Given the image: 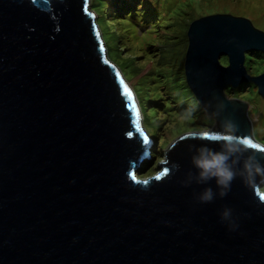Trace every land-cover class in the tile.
<instances>
[{
  "label": "water",
  "instance_id": "water-1",
  "mask_svg": "<svg viewBox=\"0 0 264 264\" xmlns=\"http://www.w3.org/2000/svg\"><path fill=\"white\" fill-rule=\"evenodd\" d=\"M93 19L87 0H0V264H264V172L244 168L264 146L225 92L264 99V71L244 65L264 32L228 14L189 24L185 81L214 125L140 179L151 141ZM201 147L228 155L227 187L198 175Z\"/></svg>",
  "mask_w": 264,
  "mask_h": 264
},
{
  "label": "rangeland",
  "instance_id": "rangeland-1",
  "mask_svg": "<svg viewBox=\"0 0 264 264\" xmlns=\"http://www.w3.org/2000/svg\"><path fill=\"white\" fill-rule=\"evenodd\" d=\"M144 4L147 5V10L142 15L144 18H148L151 9L155 8L156 13L168 9L177 14L174 18L183 20L176 29V39H171L166 29L158 28L154 20L148 23L143 20L128 26L122 24L119 18L111 20L114 12L105 8L101 16L94 19V23L101 30L98 34L105 43L106 49L104 45L103 49L107 60L119 69L121 79L124 77L126 80L127 83L123 81L135 103L143 105L146 99L144 111L140 112L143 133L156 138L153 149L161 145L165 150V145L170 146L173 140L184 133L214 125V119L205 115L185 81L183 59L188 43L186 31L189 24L209 15L228 14L247 18L255 28L264 32V0H146ZM103 6L101 0H91L90 3L87 0L90 13L94 9L100 14L99 9ZM219 61L222 65H227V57L222 56ZM260 70L256 74L250 70L247 73L251 76L261 74L264 63ZM242 86H246L243 92L227 95L249 105L246 111L252 136L264 145V99L251 83H244ZM165 153L166 151L162 152L160 156L163 157ZM149 156L151 161L153 156ZM157 167L154 162L140 175H155ZM262 191L264 192V187Z\"/></svg>",
  "mask_w": 264,
  "mask_h": 264
},
{
  "label": "trees",
  "instance_id": "trees-1",
  "mask_svg": "<svg viewBox=\"0 0 264 264\" xmlns=\"http://www.w3.org/2000/svg\"><path fill=\"white\" fill-rule=\"evenodd\" d=\"M117 1H121V2L117 3ZM101 2L103 3L104 6L101 9H99L100 14L98 13V11H96L94 9L92 10V11H94L96 18L99 15L101 16V13L103 12V9L105 8L106 10H109V12H111V11L114 12V14L112 15L113 18L111 20H114L115 18H119L122 21V24H125V25L127 24L128 26L129 25L132 26L135 22H141L143 20L146 23L154 20L157 22L158 28H164L167 30V32L170 34L171 39L177 38L175 36L176 29L183 22L182 19L177 20L176 18H174L177 14L172 13V11L169 12L168 9L161 10L158 13H156L157 9L152 8L151 11L149 12L148 18L147 17L144 18L142 15L145 14V11L147 10V5L144 4L146 2V0H127V2H125L124 0H101ZM113 2H115L116 4H114ZM153 5H156V4L153 3ZM121 21H120V23H121ZM99 30H100V28H99ZM100 32H101V30H100ZM263 63H264V54L261 52L250 51L245 55L244 65L247 68V70H250L252 73H255V74L259 73L261 71L260 68H261V65ZM125 82H126V80H125ZM245 88H246V86L241 85L235 89L228 88V90H226V92L228 94H232V93L236 94L238 92H243L245 90ZM145 100L146 99H144V101ZM162 100L163 99H160V101H162ZM144 101H143V105H144ZM143 105L139 102L141 113H143V111H144ZM159 105H161V104H159ZM198 108H199V106H198ZM137 121H139V120H137ZM226 133H227L226 134L227 136L228 135H234V133L232 131H227ZM215 134L221 135L222 133H220V131L218 130L215 132ZM155 139H154V141H155ZM253 141H255V140L252 139V142ZM152 146H153V144L150 147V154L153 157H152L151 161L144 163L142 165V168L140 169V174L145 172V170L148 169L152 165V163H154V162L157 163L162 158L160 156L162 154V152L168 151L169 147H170V146L167 147V145H165L164 148H166V149L164 150L161 148V145L158 148L154 147V149L152 148ZM143 177H145V176H143Z\"/></svg>",
  "mask_w": 264,
  "mask_h": 264
},
{
  "label": "clouds",
  "instance_id": "clouds-1",
  "mask_svg": "<svg viewBox=\"0 0 264 264\" xmlns=\"http://www.w3.org/2000/svg\"><path fill=\"white\" fill-rule=\"evenodd\" d=\"M89 3H90V0H89ZM91 14L93 15V17L95 19L96 16H95L94 11H91ZM94 24L96 26V30H97V33H98V31H99L98 25L96 23H94ZM100 40H101L102 45L105 46V43L103 42L102 38H100ZM105 49H106V47H105ZM106 60H107V58H106ZM107 61L109 63H111L109 60H107ZM114 67L117 69V72L119 73L120 77L122 78V76H121L122 74L120 73L119 69L116 66H114ZM123 80H124V77H123ZM226 90H228V89H226ZM226 90H225V92H226ZM226 94H227V92H226ZM136 105L139 108V111L141 112L140 107H139V103L136 102ZM143 134H145V136H146L147 139L151 140V144H150V147H151V145L154 142V139L148 137V135L146 134V132H144ZM252 138L255 140V142L259 143L253 136H252ZM244 147L247 148L248 146L247 145H244ZM166 153H167V151H166ZM166 153L156 163L157 165H158V163L160 161H163L164 160V157L166 156ZM149 154H150V150H149ZM227 160H228V155L225 152H215V151H212V150L207 149L205 147H201V149L199 150V155L193 157V163L199 169L198 175L201 178L215 177L216 178V182L218 184H220V185L225 186V187H227V185L229 184V182L231 181V179L233 177V171L228 166V164L226 163ZM244 168H245L246 171L251 170V171H254L257 174H259L261 172H264V166H261L258 163H253L252 161H246L245 164H244ZM158 172H159V170L157 169V173ZM137 176L140 179H146V178L150 177V176H148V177H142L140 175V171H139V174ZM201 199L202 200H209V199H211V190L210 189H206L202 193Z\"/></svg>",
  "mask_w": 264,
  "mask_h": 264
},
{
  "label": "snow or ice",
  "instance_id": "snow-or-ice-1",
  "mask_svg": "<svg viewBox=\"0 0 264 264\" xmlns=\"http://www.w3.org/2000/svg\"><path fill=\"white\" fill-rule=\"evenodd\" d=\"M125 91H126V92L128 91L127 88H125ZM129 95H130V94H129ZM128 135L131 136L132 133L129 132ZM209 135H210V133H206L203 137H208ZM245 142H248L249 144H251V141H250L247 137L245 138ZM253 147L259 149L260 151H264V147H262V146L256 147V146L254 145ZM165 171H167V169H165ZM157 179H160V174H159V173L157 174ZM261 199H264V196H262Z\"/></svg>",
  "mask_w": 264,
  "mask_h": 264
},
{
  "label": "bare ground",
  "instance_id": "bare-ground-1",
  "mask_svg": "<svg viewBox=\"0 0 264 264\" xmlns=\"http://www.w3.org/2000/svg\"><path fill=\"white\" fill-rule=\"evenodd\" d=\"M140 107V106H139Z\"/></svg>",
  "mask_w": 264,
  "mask_h": 264
}]
</instances>
